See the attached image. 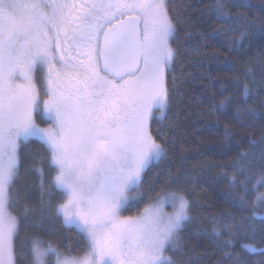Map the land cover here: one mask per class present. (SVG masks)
<instances>
[{
  "label": "snow or ice",
  "instance_id": "6c2138e0",
  "mask_svg": "<svg viewBox=\"0 0 264 264\" xmlns=\"http://www.w3.org/2000/svg\"><path fill=\"white\" fill-rule=\"evenodd\" d=\"M212 10L236 40L264 28L234 19L227 0ZM176 37L168 0H0V264H199L183 235L189 194L171 169L147 176L168 155L158 124L180 96ZM237 82L215 106L253 115L258 97L264 110V64L259 81L248 69ZM33 141L43 154L25 153ZM22 168L38 176L37 201ZM225 176L236 213L197 230L213 237L216 264H247L242 239L264 264V143L238 152ZM56 222L75 230V246L41 237Z\"/></svg>",
  "mask_w": 264,
  "mask_h": 264
},
{
  "label": "trees",
  "instance_id": "16d2710c",
  "mask_svg": "<svg viewBox=\"0 0 264 264\" xmlns=\"http://www.w3.org/2000/svg\"><path fill=\"white\" fill-rule=\"evenodd\" d=\"M170 10L177 21V37L174 47L178 50L175 61L177 90L166 114L158 124L167 138L168 155L154 164L147 173L151 181L167 174L171 169L176 186L184 189L193 202V219L183 235L189 249L200 253L199 264H216L220 252L213 243L210 232L198 231L206 226V218L236 209L227 193L225 173L231 167L238 152L246 150L251 141L264 143V110L253 115H236L234 108L218 109L224 95H232L240 88L237 78L244 79L248 69L259 81L264 64V28L249 29L243 41L234 39L228 25L222 22L213 10L214 0H168ZM232 17H246L249 22L264 20V0H227ZM225 126L233 135L225 136ZM39 142H31L26 154H43ZM31 163V159L28 160ZM22 183L31 187L28 194L33 201L39 198L35 172L25 176L22 168ZM147 185L145 186V190ZM251 214V210L245 213ZM264 213H259L256 223H261ZM54 231L40 232L45 240L63 244L71 236L73 246L79 240L75 230L64 228L59 222ZM250 240H238L234 249L242 252L247 264H258L259 252L249 253L242 248ZM257 247L261 245L257 244Z\"/></svg>",
  "mask_w": 264,
  "mask_h": 264
},
{
  "label": "rangeland",
  "instance_id": "374dc122",
  "mask_svg": "<svg viewBox=\"0 0 264 264\" xmlns=\"http://www.w3.org/2000/svg\"><path fill=\"white\" fill-rule=\"evenodd\" d=\"M168 210L170 211V210H171V208L169 207V208H168Z\"/></svg>",
  "mask_w": 264,
  "mask_h": 264
}]
</instances>
